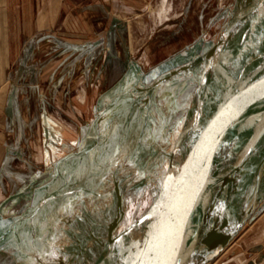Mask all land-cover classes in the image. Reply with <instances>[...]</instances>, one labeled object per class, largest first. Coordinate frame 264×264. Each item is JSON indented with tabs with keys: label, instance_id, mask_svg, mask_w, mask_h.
I'll return each instance as SVG.
<instances>
[{
	"label": "rangeland",
	"instance_id": "obj_1",
	"mask_svg": "<svg viewBox=\"0 0 264 264\" xmlns=\"http://www.w3.org/2000/svg\"><path fill=\"white\" fill-rule=\"evenodd\" d=\"M111 2V7L104 15L103 22L92 26L89 30L79 27L64 32L62 28L56 31L59 38L64 35L65 43H63L67 45L64 46L66 55L71 53L73 58L83 57L90 50L92 52L98 50L97 63L92 62L91 64L87 61L90 64L86 62L83 67V71L88 68H98L97 77L93 81H88V86L96 85L97 88L89 89L86 95L89 101L87 108L86 110L82 108L81 112L76 110V107H79V101L74 92L68 94L72 95L71 103L65 104L63 101L64 97L68 96L65 95L67 93L63 94L60 88L56 94L48 93L46 89L48 81H52L48 72L49 66L53 67L55 64L57 70H63V62L58 61L63 59L62 51L64 50L57 54V63L54 62V57L53 60H49L45 46L35 49L31 45L21 44L22 40L25 41V38L30 36L31 31L19 29L18 15L10 13L0 15V116L7 104L8 123L12 130L9 137L12 138V144L9 149L14 158L13 166L15 168L29 166V157L26 156L31 152L29 148H32L30 142L29 148L21 142L17 144V130L23 131L24 140L26 138L30 140L32 134L37 132L38 124H41L40 130L46 132L44 134L46 139L47 129L49 128L51 131L54 127V120L46 112H50L55 118L63 119L65 114L70 113V115L72 114L70 124L73 137H70L67 142H58L57 145L62 148V152L78 150L87 140L95 138L93 131L90 130V123L96 116L93 117L94 112L91 110L97 95L95 90L97 93L102 91L99 96L105 97L119 85L121 86L120 91H124L130 85H139L140 83L148 85L164 71L183 64L193 56L200 54L211 45L220 33L227 21L228 12L233 7L234 0H111ZM59 17H62V14H59ZM94 28L96 31L93 30ZM46 36V34L42 36L40 34L37 37L46 38ZM85 42H88L86 46ZM76 65L75 61L68 63L67 70H76ZM109 68L112 73H109L110 75H108ZM118 72L120 76L122 74L123 76L113 79L112 75L115 76ZM77 75L78 73L76 78L74 75L71 77V85L74 80L77 84L80 82L81 79L79 80ZM192 75L178 76L175 78V83L170 84L168 82L171 81H167L158 88L157 101L172 115L167 131L161 136L159 148L154 149V154L150 156L151 159L141 171L124 178L123 182H126V185L121 188L118 195L115 190L111 189L117 181L114 176L118 173L121 174L134 158L138 159L139 155L145 153L146 144L150 142L156 131L155 120L160 117L154 113L150 114L141 136L142 141L138 142L142 123L140 114L137 113L129 127L122 128L123 119L122 122H119V112L127 110L124 101L117 103L114 110L109 111L101 119V124L106 129L104 134L109 137L114 135V138L117 139L116 144L112 142V146L108 150L109 163L95 160L98 150L100 155L104 152L101 143L103 140H101L98 144L99 149L97 146L93 148L82 157L83 159L78 160V164L75 160L76 157H72L74 159L71 161L66 159L60 162V177L47 189L34 188L33 191L26 189L17 192L24 193L22 195L28 199H24L25 204L18 207L23 209L22 213L37 202L43 193L50 192V190L63 191L74 188L77 184L86 186L89 181L97 179L99 182L94 185H100L98 190H108L96 199L91 193L80 191L77 194L62 195L44 203L41 206V213H44L42 223H44V218L47 221L42 230L45 227L52 228L49 240L51 247L48 248L49 251L45 249L44 252H50V255L41 256L34 253L36 256L41 257L46 264H91L100 248L106 243L107 238L111 237V241L124 245L148 227L151 218L153 221V218L157 217L161 209L158 206L162 203L157 184L164 165L163 161L166 154L171 151L173 143L170 133L174 126L171 127V125L181 117L196 91L197 83L192 81ZM61 80L56 83L63 85L66 82L68 84L67 81L60 82ZM113 96L108 95L107 97L110 100ZM64 104L67 106L66 110L63 107ZM151 116L153 119L150 121ZM159 121L162 122L161 119ZM43 122L44 124L50 122V125H42ZM117 122L118 124H116ZM126 130H129V133H125ZM44 143L50 144L46 140ZM42 148L41 142V148L36 152L37 158H34L36 161L38 159L40 165L39 177L35 178L34 175L33 178L35 184L37 179L41 181V185L36 188L47 186L53 180L52 174L49 175L47 171L54 161L57 162L61 158L59 148L53 149L51 146L52 149L48 150L50 156L44 159L41 153ZM137 156L139 157L137 158ZM93 160L96 161L95 164L93 163L92 167L88 166ZM74 169L76 171L68 177V173L73 172ZM26 176L28 177L27 181L30 182L31 175L27 174ZM39 193H41L40 196H38ZM10 196L4 199L0 197V221L12 220L20 214L15 206L6 209V203ZM66 207L70 208L73 213L68 215ZM263 209L264 207L258 210L252 218V220H256L254 223L256 228L253 227L241 239L239 237L236 246L234 244L235 247L233 246L226 253L227 255L221 256L216 264H247L249 260L257 257L258 251L253 247L257 243H264V233L262 232L264 218L259 220ZM36 216L33 217L34 220ZM125 221L127 224L124 223ZM126 225H128L127 228H124ZM24 226L25 223L19 227L18 232L22 231ZM43 233H47V230L40 233V242L43 241L41 239V236L45 235ZM25 234L26 232L22 233L23 236ZM29 234L31 235V233ZM9 240H11V247L10 249L6 247V251L10 250L9 253L15 255L22 263L37 264L32 260H24L18 255L14 236L8 238L2 246ZM37 250L43 252L42 244ZM51 252L54 255H51Z\"/></svg>",
	"mask_w": 264,
	"mask_h": 264
},
{
	"label": "water",
	"instance_id": "obj_2",
	"mask_svg": "<svg viewBox=\"0 0 264 264\" xmlns=\"http://www.w3.org/2000/svg\"><path fill=\"white\" fill-rule=\"evenodd\" d=\"M260 7L263 8L261 11H259ZM263 12L264 0H234L233 7L228 12L226 23L207 49L193 56L187 62L164 71L150 84L140 83L126 87L124 91H119L108 100L90 123L94 140L59 158L54 165L53 180L47 186L39 187V189H47L51 183L60 177V162L76 156L83 157L98 145L100 137L98 124L109 111L114 110L117 103L124 101L127 105L125 106L127 110L124 113L122 128L129 127L137 113L140 114V118H142L141 131L138 136L140 141L148 123L150 112L153 113L151 106L154 105L156 109L161 110L156 97L158 88L167 81H171L168 82L170 84L175 83V78L190 74L195 67L200 65L202 66L201 78L194 80L197 83L196 91L193 93L184 114V130L188 132V144L186 142L180 143L181 137L185 134L183 130L179 134L174 149L165 156L167 159L169 158L168 167L166 170L161 169V177L159 176L158 181L161 180L159 191L162 203L167 202L162 186L163 183L167 182V176L173 177L171 182L173 190L184 187L185 192L183 194L185 196H191L193 192L196 193L191 210L183 220L178 237V264H204L213 259L239 232L245 222L251 220L258 210L264 207V91H261L260 96L255 97L253 102L246 103L248 107L251 106L248 108L250 111L248 114L243 115L241 112L237 118V115H233L228 122L227 137L220 140L216 138L215 146L210 144L207 149L209 160L203 163L201 170L195 166L197 162L195 154L192 158V153L197 148L196 138L199 136L196 133L202 130L200 123L205 117L200 108L207 87L217 73L226 75L227 71L224 66L232 59V56L233 58L238 56L243 50L251 37L255 23ZM255 58L256 60L250 67H247L249 63H245L246 68L243 67L239 72V75H242L243 71L246 70L245 73L248 78H245L239 85H237V81H233L227 87L230 91L222 97L223 99L217 105V110L220 109L219 107H227V110L230 111V106L228 107L227 103L235 100L233 104L237 105L242 97L245 99L248 81L251 79L255 82L257 79L262 81L258 77L264 76V42L262 49L259 50ZM234 111L235 109H233V113ZM150 118L151 121L153 118L152 116ZM243 118L244 120L248 118L249 122L247 126L241 129L236 119L243 120ZM207 119L209 120V117ZM251 119L254 123L251 122ZM159 132L162 134L160 130L153 133L150 142L146 144V153L138 162L134 158L121 174L118 173L114 176L117 181L111 189L115 190L117 195L121 188L126 185V182H123L124 178L135 172L139 173L146 164ZM211 139L213 140V137ZM191 141L194 144L190 145ZM178 160L179 162H176ZM185 165L189 166L187 175H185ZM181 180L187 183L178 184L177 182ZM197 185L200 187L197 188ZM79 191L91 193L96 199L108 190L89 189L85 188L84 184H77L71 189L50 190V192L43 193L29 209L14 217L4 228H0V237H2L0 247L8 238L14 236L18 253L22 259L35 261L37 264H46L41 257L23 250L20 233H18L19 227L31 220L44 203L59 196L71 195ZM164 211L166 209L161 208L159 213ZM159 213L157 217L153 218V221L151 218L148 227L124 245L111 241V237L107 238L106 243L100 248L91 264H107V260L108 264H131L141 250L135 247L136 243L143 242L149 237V232L152 230V225L157 222ZM253 248L258 251V255L249 260L247 264H257L264 259V243H257Z\"/></svg>",
	"mask_w": 264,
	"mask_h": 264
},
{
	"label": "crops",
	"instance_id": "obj_3",
	"mask_svg": "<svg viewBox=\"0 0 264 264\" xmlns=\"http://www.w3.org/2000/svg\"><path fill=\"white\" fill-rule=\"evenodd\" d=\"M111 3H112L111 0H0V15H2V14L8 15L9 13L18 15L17 21H18L19 29H28L29 31H31L30 36L25 38V41L24 40L21 41L22 45H29V46L31 45L35 49H36V47L40 49L41 47L45 46L46 49L45 48L44 49L47 51L46 55L49 57V60L50 59L53 60V57H54L55 63H57V54L61 53V51L64 50V51H62L64 53L63 54L64 57L62 56L63 59L58 61V62H63V66H62L63 70H60V71L57 70L55 64L53 65V67L49 66L48 72H49V76L51 75L52 81H48L46 89H47L48 93H53V94L58 93L59 88L63 91V94L67 93L65 95H68L69 93L74 92V95L76 96V98H78V101H79L78 102L79 107H76L77 112H81L82 108H83V110H86L88 102H89L88 99L86 98V95H87L89 89H96L97 88L96 85H89L88 86V81L89 80L93 81L94 78L97 77L96 73H97L98 67L93 68V69L88 68L86 70L87 72L85 70H84L85 72L83 71V67H85L87 61H89L91 64H92V62L94 64L97 63L98 59H96V56H97L96 54H97L98 50L96 49V51H93V52H92V50H90V52L87 53L86 56H83V57L78 56L76 58H73L71 53L69 55H66L67 52H66V49L64 48V46H67V45L64 44L65 43V38H63L64 35H62L63 37L59 38L57 36L56 31L60 30L62 28V31L64 32L66 30L76 29L79 27L84 28V30L85 29L89 30L92 26L94 27L96 24L103 22V20L105 19L104 15L108 13V10L111 7ZM102 7H104V8H102ZM59 14L60 15L62 14V17H59ZM58 19H60L59 20L60 22L58 21ZM93 30H95V28ZM40 34H41V36L45 35V34L47 36H46V38L37 37ZM66 34H68V32H66ZM70 35H71V33H70ZM72 35H74V34H72ZM87 44H88V42H85V46ZM69 60L71 62H74V61L77 62L76 70H73V71L67 70L68 69V63H71ZM89 62H87V63H89ZM90 70H91V72H90ZM92 70H93V72H92ZM108 71H109L108 75L112 74L110 71V68ZM77 73H78L77 78H79V80L80 79L81 80L78 84L74 80L73 85H71V77H73V75H74L76 78ZM119 74L120 73L118 72L115 76L112 75V78L113 79L119 78V76H120ZM122 76H123V74L120 76V78ZM68 77H70V79H67ZM60 79H62L60 82L67 81L68 84H66V82H65V83H63V85H61V84L58 85V83H56V82L59 81ZM94 86H96V87L94 88ZM120 88H121L120 85L118 87H115L113 89L114 91L107 94V96L108 95H116L121 90ZM95 92L97 95L93 101L94 103H92V105H94V106L91 108V110L94 112L93 117L101 110V108L104 106V104L109 100V97H107V96H105V97L99 96L100 94H102V91L97 93V91L95 90ZM71 101H72V95H70V96L68 95V96L64 97L63 102L65 104L71 103ZM65 104L63 107L66 110L67 106H65ZM7 109L8 108H7V104H6L5 108L3 109V112H1V116H0V195H1L0 197H3V199H4L5 197L11 195L10 198L8 199L7 203H6V209L8 210L10 207L15 206L16 210H18L17 212L21 213V211H23V209L18 208V207L25 204V202H23V200L24 199L26 200L27 197L25 198V195H22L24 193H21V192L17 193V192L20 190H26V189H28L29 191L32 189L34 190V188L39 189L36 187L41 185V181H39V179H37L36 184L34 183L35 181L33 179L34 175H35V178L39 177L38 176L39 169H40V165L38 164L39 161H38V159L36 161L34 158H37L36 152L38 151V149L41 148V142H42V147H43L41 149V153H42V157L44 159H47V156H50L48 154L49 149H52V148L55 149L56 147L59 149H62L61 147H58L57 143L58 142L63 143L64 141L67 142L70 140L69 139L70 137H73V135L71 134L72 126L70 124L71 123V117L70 116L72 114L71 115H70V113L65 114L64 119H63V118H59V117L55 118V116L53 114L51 115L50 112H46L47 115L54 120L53 121V124H54L53 130L50 131L49 128L47 129L48 130V132H47L48 136L46 137V139L44 138V134H46V132L45 131L43 132L40 130L41 124H38L37 132H35V134H32V138L30 140L28 138H26V140H24V138H25L24 133L18 127L19 131L17 130L18 136L16 137L17 144L21 142L23 145H26L29 148V146H30L29 142H30L32 148H29L31 152L29 153V155L26 156V157H29V163H28L29 166L28 167L21 166V168H15L13 166V159L14 158L11 154L10 149H9L10 145L12 144V138L11 139L9 138L12 130L10 129L11 126L8 123ZM42 110H45V109H42ZM150 114H152V112H150ZM51 118H47V119L52 120ZM104 121L107 122L106 120H104ZM141 121H142V118H141ZM119 122H122V121H119ZM45 124L50 125V122H45ZM45 124H44V122L42 123V125H45ZM116 124H118V122ZM83 125L85 126L86 122ZM83 125H82V127H83ZM127 132L129 133V130L125 131V133H127ZM52 134H53V136H52ZM108 139H109V141H108ZM108 139L106 140V142L107 141L110 142V140L115 144L117 142V139H115L114 136H113V139H111V137H109ZM44 140H46L48 143H50V144L52 143V144L47 145L44 143ZM138 142H139V140H138ZM51 146H52V148H51ZM63 146H65V145H63ZM81 146H83V145H81ZM59 149H58V151H59ZM68 151H70V150H66L65 152L61 151L60 156L63 157L65 154L68 153ZM58 154H60V153H58ZM98 156L100 157V154L97 153V155L95 156V160H97V162L99 161L97 159V158H99ZM72 159H74V158H70L68 160L71 161ZM79 159H83V158L82 157L78 158V156H76L75 160H76L77 164H78ZM95 162L96 161L93 160V162H91V164H88V166H91L93 163L95 164ZM54 163H55V161L52 163V165L50 166V169L47 171L49 175L53 174ZM63 169L66 172V169L64 167H63ZM89 169H90V167H89ZM75 171L76 170L74 169L73 172L72 171L69 172L68 177H70V174H73ZM27 174L31 175V179H29L30 182L27 181V179H26L28 177L27 176L25 177V175H27ZM85 174H88V173H85ZM71 180H72V178H71ZM32 194H34V193H32ZM40 195H41V193H39L38 196H40ZM26 206H27V204H26ZM65 210H66V213L68 215L73 213L70 208L66 207ZM41 212H42V208L37 212V214H36L37 216L35 215L36 216L35 220L32 218L31 220L26 221L24 229L18 233H20L21 244H22V248L24 250L31 252V253H36L37 255L43 256V255H50V252H44V250L45 249L48 250V248L51 247L49 240H50V233H52V231H51L52 228L45 227L42 230V228L45 226V222L47 220H45V218H44V223H42L43 222L42 215L44 213L42 214ZM54 220L57 221L56 219H54ZM10 221L11 220H8L6 222L2 221V222L6 226L7 223H9ZM58 221H60V220H58ZM45 230H47V233H43L45 235L41 236V239L43 241L40 242L39 241L40 240V233L45 232ZM25 232H26V234L23 236L22 233H25ZM29 233H31V235ZM53 239H54V237H53ZM11 240L7 241V244L0 247V264H25V262L22 263L20 260H18L15 255L9 253L10 250L6 251L7 250L6 247H8L9 249L11 247ZM37 240H38V243H36ZM51 240H52V238H51ZM41 244H42L43 252H38L39 250H37V249H40ZM35 251H37V252H35ZM18 255H19V253H18ZM51 255H54V253L51 252ZM257 264H264V259Z\"/></svg>",
	"mask_w": 264,
	"mask_h": 264
},
{
	"label": "bare ground",
	"instance_id": "obj_4",
	"mask_svg": "<svg viewBox=\"0 0 264 264\" xmlns=\"http://www.w3.org/2000/svg\"><path fill=\"white\" fill-rule=\"evenodd\" d=\"M102 8H104V7H102ZM259 9L261 11L263 8L260 7ZM262 33H264V12L260 16L259 20L255 23L253 31L251 32V37L248 40V42L245 44L243 50H241V52L239 53L238 56H236L234 58L232 56L231 57L232 59H230L227 62V64L224 66L225 70L227 71L226 75H219L217 73L215 75V77L213 78V81H211V83L207 87V90H206L205 95L203 97V102H202V105L200 108V110H202L203 113L205 114V117H204V120H202V122L200 123L202 130L201 131L199 130L200 132L198 131L199 133H196V135L199 134V136L196 138L197 148H196V150L194 148L195 151L192 153V158H193V155L195 154V157L197 159L195 166L199 167V170L202 169L203 163L207 162L209 160L208 159L209 158L208 157L209 152L207 151V149L209 148L210 144H211V146L212 145L215 146L216 138L218 140H220L221 138L225 139L227 137L228 134H227L226 130L228 129L227 128L228 122H230L233 115L234 116L237 115L236 116V118H237L238 114L241 112H243V115L248 114V112H250V111H248V108L251 107V106H249V107L247 106L248 102H253L254 98L255 97L257 98V96H260L261 91H264V76L258 77L262 81H258V79H257L255 82V81H253V79H251L250 81H248L249 84L246 85L247 88L245 89V93H246L245 99H244V97H242V100L240 102H238L239 104H237V105L233 104L235 100L229 101L227 103V105H228V107L230 106V108H229L230 111L227 110L228 109L227 107L226 108L225 107H222V108L219 107L220 108L219 110L216 109L217 105L219 104L221 99H223L222 97H224V95L230 91L227 87L229 85H231V83L233 81L234 82L237 81V85H239V83H241L245 78H248V75L245 73L246 70L243 71L242 75H239V72L242 70L243 67L246 68L244 66L245 63H249L247 67H250L253 64V62L256 60V58H255L256 54L259 52V50L262 49L263 42H264V34H262ZM226 54H228V53H226ZM221 57H222V55H221ZM219 61H220V58H219ZM191 72H195V76L197 78H201L200 75L202 72V66L199 65V66L195 67L194 70ZM236 79H238V80H236ZM130 86H132V85H130ZM230 103L234 106L233 108L231 107L232 105ZM241 103H242V105H240ZM158 104H159L161 110H158V109L157 110L161 113L159 119H161L162 122H160L158 118L155 120V124H154L155 128H156L155 133L160 130L162 132V134L159 132L160 133V135H159V133H158L157 141L155 143V146L153 147V150L151 151L150 156H152L154 154V152H155L154 149L159 148L161 136L165 133V131H167L166 129L168 127V123L170 121V118L172 117V115H170L167 112V109H165V107H163L159 102H158ZM250 104H252V103H250ZM243 105H245L246 107ZM233 109H235V111H234L235 114L233 113ZM216 110H217V112H216ZM125 111L119 112L120 121L122 119L124 120ZM252 111H254L253 108H252ZM185 113H186V110L183 111V114H182L183 116L181 115L182 117H180L178 119V121L174 122L171 125V127L174 126V128H173V130H171V133H170V138L173 141V143L171 145L172 147L170 148V150L174 149L175 144L179 138L180 132H183V130L185 128L184 127V123H185L184 114ZM210 116H211V118H210ZM208 117H209V120L208 119L206 120V118H208ZM247 119H245V120H244V118H243V120L236 119L237 123L240 124L239 127L241 129H243L245 126H247V124L249 122ZM148 121H149V119H148ZM251 122L254 123L252 121V119H251ZM101 123H102V121H100L98 124L99 135H100L99 143L101 140L104 139L101 142L103 145L102 150L104 148V152L102 153V155H100V157L98 156L99 158H97V159L100 160L101 162L103 161L105 163H109L110 161L108 160L109 159L108 150H110V147L112 146V141L110 140V142H108L109 136L104 134L106 132V129L104 128V125ZM146 132H147V130H146ZM184 132H185V134L181 137L180 143L186 142V144H188V132L186 130H184ZM112 137H111V139H112ZM211 137H213V140L211 139ZM107 139H108V141L106 142ZM92 140H93V138H90L89 140H87V142L90 143V142H92ZM211 140H212V142H211ZM140 141H142V137H141ZM87 142L84 143L83 145L88 144ZM105 143L107 146L104 145ZM192 144H194V142L192 143V141H191L190 145H192ZM97 147H98V145H97ZM98 149H99V147H98ZM59 151H61V149H59ZM146 151H145V153H146ZM98 153H99V150H98ZM170 153H171V151H170ZM143 155L144 154L139 155L140 157L137 156V158L138 157L139 158L136 159V161L138 162V160L141 159V157ZM187 155H188V153H187ZM150 159H151L150 157H149V159H147L146 164L149 162ZM165 160L166 159H164V161ZM164 161H163L164 165L162 164L163 165L162 169L166 170L168 167L169 158L165 161V163H164ZM176 162H179V160ZM187 164H188V161H187ZM97 182H99L98 179L94 180V181H89L87 183V185L85 186V188L87 187L89 189L98 190L100 185H98V186L94 185ZM160 185H161V180H159L158 184H157V187L159 189H160ZM77 193L78 192H76L75 194H77ZM263 218H264V209L261 213V216L259 217V220H262ZM259 220H257V221H259ZM255 222H256L255 219L254 220L251 219V220L246 221L245 224L239 230V232L229 241V243L226 244L225 247L213 259L209 260L208 262H206L204 264H209V263L216 264L217 260H219V258L221 256L225 255L227 252H229L230 249L234 246V244L236 246V243L239 241V237L241 239V237L244 234L249 233L252 230V228L255 227L254 226ZM124 223L127 224L126 221ZM127 226L128 225H126L124 228H127ZM262 232L264 233V230ZM107 262H108V260H107Z\"/></svg>",
	"mask_w": 264,
	"mask_h": 264
},
{
	"label": "snow or ice",
	"instance_id": "obj_5",
	"mask_svg": "<svg viewBox=\"0 0 264 264\" xmlns=\"http://www.w3.org/2000/svg\"><path fill=\"white\" fill-rule=\"evenodd\" d=\"M188 165H185V175H187ZM172 176H167V182L163 183L166 203H161L158 207L166 209L159 213L157 222L152 225L149 237L143 242H137L135 247L141 249L131 264H178L179 243L178 237L184 218L191 210L195 200V192L191 196H185L184 187L172 189ZM178 184H186V181H178ZM200 185H197L199 188ZM4 224L0 221V228ZM2 239V237H0Z\"/></svg>",
	"mask_w": 264,
	"mask_h": 264
},
{
	"label": "flooded vegetation",
	"instance_id": "obj_6",
	"mask_svg": "<svg viewBox=\"0 0 264 264\" xmlns=\"http://www.w3.org/2000/svg\"><path fill=\"white\" fill-rule=\"evenodd\" d=\"M190 74H193L192 76H191V79H192V81H194L195 79H198L196 76H195V72H191ZM190 79V80H191ZM151 108H152V111H153V113L155 114V115H157V116H159V115H161V113L152 105L151 106ZM154 108H155V110H154ZM156 117V116H155ZM148 119H149V117H148Z\"/></svg>",
	"mask_w": 264,
	"mask_h": 264
}]
</instances>
